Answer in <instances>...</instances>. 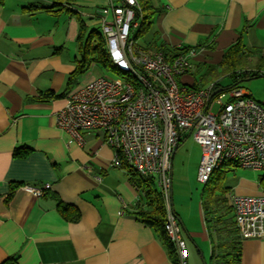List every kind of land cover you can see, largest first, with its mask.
Here are the masks:
<instances>
[{
  "label": "crops",
  "instance_id": "crops-1",
  "mask_svg": "<svg viewBox=\"0 0 264 264\" xmlns=\"http://www.w3.org/2000/svg\"><path fill=\"white\" fill-rule=\"evenodd\" d=\"M150 1L159 9L147 33L151 43L197 47L192 67L179 77L181 83L194 84L197 67H204L203 75L209 73L206 65L219 63L237 39L246 49L264 54V0ZM50 3L3 0L0 5V263L12 256L19 264H173L157 233L136 217L137 189L123 165H111L113 149L103 132L82 130L83 143L78 145L56 123L69 95L98 76L85 75L87 70L67 87L80 57V24L68 13L46 10ZM106 4L70 0L67 5L79 11L90 29L99 26L97 13ZM48 91L56 96L46 95ZM247 92L264 106V95ZM18 147L26 155H14ZM174 155L171 208L192 257L195 248L210 258L202 206L188 215L174 199ZM45 183L51 186L43 196L21 189ZM226 187L229 195L264 194L258 178L243 175L230 178ZM59 203L75 207L79 218H64ZM240 264H264V238L242 237Z\"/></svg>",
  "mask_w": 264,
  "mask_h": 264
},
{
  "label": "built area",
  "instance_id": "built-area-1",
  "mask_svg": "<svg viewBox=\"0 0 264 264\" xmlns=\"http://www.w3.org/2000/svg\"><path fill=\"white\" fill-rule=\"evenodd\" d=\"M135 7L136 0H107L98 10L99 29L117 73L98 76L73 91L57 111L56 123L78 145L82 130H101L113 149L112 166L125 162L141 175L155 177L166 207V235L179 264H186L185 241L170 205L173 153L184 135L191 134L201 147L197 180L203 183L226 161L264 172V106L241 87L213 93V83L198 89L180 84L197 47L171 58L162 50L148 53L134 40L139 25ZM50 186L21 189L43 196ZM230 203L241 237L264 238V194H231Z\"/></svg>",
  "mask_w": 264,
  "mask_h": 264
},
{
  "label": "trees",
  "instance_id": "trees-1",
  "mask_svg": "<svg viewBox=\"0 0 264 264\" xmlns=\"http://www.w3.org/2000/svg\"><path fill=\"white\" fill-rule=\"evenodd\" d=\"M51 3L44 7L46 10L58 14L60 12L68 13L75 16L80 24L79 33L77 37L78 49L80 57L76 60V67L67 79V87L69 88L76 77L85 73L88 68L97 64L102 67H111L108 54L105 47L104 37L99 29V26L88 28L85 25V20L82 18L79 11L68 6L70 0H50ZM3 0H0V5ZM137 7H135V19L139 20V25L134 29L133 36L136 43L145 50L158 49L162 50L173 57L186 51L190 46L181 48L164 47L163 43L150 42L147 33L152 26L153 18L159 12L158 8L152 6L150 0H136ZM250 56H256L257 68L254 70L249 66H244L237 71L235 67L238 64L246 63ZM222 65H227L231 69L229 72L233 79V83L225 88L216 86V81L213 82L215 88H222V90H229L232 88H239L236 83L247 80L252 77H259L264 75L262 69L264 68V54H256L254 51L246 49L241 39H237L234 43L229 45L223 52L220 62ZM208 74V73H207ZM205 74V75H207ZM179 80V79H178ZM192 89H198L202 86L200 82L194 84L181 83ZM48 96H54L52 91L46 93ZM56 96V95H55ZM180 144V143H179ZM178 144V145H179ZM22 149V151H20ZM27 150L23 147L14 149V155H26ZM126 168L131 183L137 189L138 198L136 203V217L143 223L150 226L158 235L159 239L166 248L173 264H179L178 255L174 243L167 237L164 223L166 215V207L164 200L154 176H143L125 162ZM238 164L233 161H226L222 166L215 169L209 179L205 182L206 188L201 197L202 210L208 222V233L211 241V255L208 264H240L242 253V237L236 226L233 209L230 203L229 188L223 186L226 174L233 172ZM262 191L264 192V173L258 178ZM228 194L229 201L222 195ZM58 210L62 216L69 220H76L79 218V211L68 204H58ZM0 264H19L15 257H8Z\"/></svg>",
  "mask_w": 264,
  "mask_h": 264
},
{
  "label": "rangeland",
  "instance_id": "rangeland-1",
  "mask_svg": "<svg viewBox=\"0 0 264 264\" xmlns=\"http://www.w3.org/2000/svg\"><path fill=\"white\" fill-rule=\"evenodd\" d=\"M256 60L253 56H250L246 63L238 64L235 67V70H245L242 69L244 66H249L254 70L257 68ZM206 67H210L209 73L203 75L205 72L204 67H197L193 72V78L196 82H200L204 86L207 84H212L217 82L216 86L225 88L230 86L233 83V79L230 76L229 72L231 69L227 65H222L221 63H208ZM205 67V68H206ZM264 73V68L262 69ZM93 74L95 76H106L111 77L117 73L114 68L111 67H102L97 64H93L88 69L87 74ZM236 86L243 88L244 90L250 91L257 95H264V75L259 77H252L244 81L236 83ZM215 110V108H214ZM201 158V147L197 144L192 135L189 134L175 150L174 160H173V177L172 185L174 187V199L177 203L182 204V210L190 215L200 211L201 206V197L206 188V183L200 182L197 180V171ZM264 172L259 170H254L247 167L237 166L233 172H229L225 176L223 186L228 184V180L233 177H252L259 178ZM236 179V178H235ZM229 201V195H222ZM205 217V216H204ZM183 238L187 243L188 255L186 257V264H206L209 263V253H205L202 257L194 248L193 256L190 253V242L187 240V236L182 231Z\"/></svg>",
  "mask_w": 264,
  "mask_h": 264
},
{
  "label": "water",
  "instance_id": "water-1",
  "mask_svg": "<svg viewBox=\"0 0 264 264\" xmlns=\"http://www.w3.org/2000/svg\"><path fill=\"white\" fill-rule=\"evenodd\" d=\"M222 88H217L213 91V93L220 91Z\"/></svg>",
  "mask_w": 264,
  "mask_h": 264
}]
</instances>
